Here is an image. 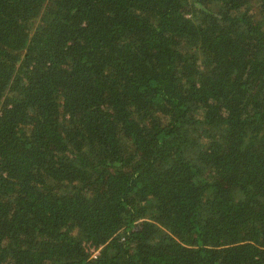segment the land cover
Masks as SVG:
<instances>
[{"label":"trees","instance_id":"1","mask_svg":"<svg viewBox=\"0 0 264 264\" xmlns=\"http://www.w3.org/2000/svg\"><path fill=\"white\" fill-rule=\"evenodd\" d=\"M0 264H264V0H0Z\"/></svg>","mask_w":264,"mask_h":264},{"label":"built area","instance_id":"2","mask_svg":"<svg viewBox=\"0 0 264 264\" xmlns=\"http://www.w3.org/2000/svg\"><path fill=\"white\" fill-rule=\"evenodd\" d=\"M95 253H93V257H94Z\"/></svg>","mask_w":264,"mask_h":264}]
</instances>
